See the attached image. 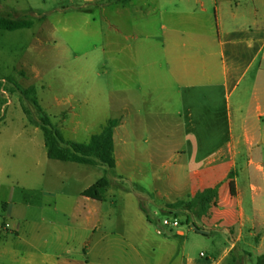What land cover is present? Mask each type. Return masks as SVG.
I'll return each instance as SVG.
<instances>
[{"label":"rangeland","instance_id":"1","mask_svg":"<svg viewBox=\"0 0 264 264\" xmlns=\"http://www.w3.org/2000/svg\"><path fill=\"white\" fill-rule=\"evenodd\" d=\"M123 1L0 0L1 17L34 23L31 29H0V264H168L161 250L169 245L155 229L150 233L137 222L139 196L161 221L175 216L183 224L177 229L186 232L185 238L172 233L177 234V264L184 262V244L198 260L201 253L209 257L220 248L190 230L195 212L159 210L140 191L158 168L152 167L151 156H165L166 171L159 165L165 178L175 168L169 164L172 150H181V108L177 98L159 96L160 84L130 69L136 68L137 57L166 63L156 51L142 56L137 48L163 45L174 20L202 13L201 8L191 0H134L127 8ZM207 12L213 13L211 6ZM137 89L145 96H126ZM130 97L137 108H127ZM43 116L66 141L77 143H88L111 120L126 123L127 139L124 129L116 133L119 168L50 160ZM127 175L136 178V186ZM103 178L110 182L106 202L80 196ZM87 216L100 220L95 233L81 224ZM161 228L171 233L163 223Z\"/></svg>","mask_w":264,"mask_h":264},{"label":"crops","instance_id":"2","mask_svg":"<svg viewBox=\"0 0 264 264\" xmlns=\"http://www.w3.org/2000/svg\"><path fill=\"white\" fill-rule=\"evenodd\" d=\"M191 1L200 6L202 13L174 20L166 31L163 45L137 48L142 56L156 51L166 63H147L144 57L143 61L137 57L136 68H130L141 70L138 71L141 76L148 75L151 84H160L159 96L177 98L181 108L177 113L181 150H172L173 164H169L175 168L165 178L159 169L162 164L166 171L165 156H159L160 153L151 156L152 167L158 168L143 180L140 191L159 210L177 202H194L193 212L197 216L192 224L207 234L196 232L192 225L190 230L210 239L212 245L220 246L214 247L209 257L201 253L202 259L198 260L186 253L184 244L183 264H225L228 259L231 264H259V258L264 257V0ZM133 2L124 0L122 6L127 8ZM208 6L213 13L208 14ZM138 90H129L126 96H145ZM127 108H137L134 97L127 99ZM118 128L124 129L126 139L130 131L126 123L114 130L115 169L120 166ZM176 131L172 134H177ZM129 146L126 140L127 163L131 155ZM125 177L137 185L133 175ZM231 183H234L235 195L231 192ZM88 188L80 192L82 198L106 202V195L103 202L84 197L83 192ZM209 191L215 196L203 208L204 194ZM134 214L148 232L155 229L164 241L162 244L169 245L161 250V256L168 264H177L175 239L177 234L185 238L186 232L166 227L171 232L166 234L158 212L148 211L147 215L139 203ZM99 222L87 216L81 224L95 233ZM175 230L177 234L173 236ZM87 249L88 243L84 252Z\"/></svg>","mask_w":264,"mask_h":264},{"label":"trees","instance_id":"3","mask_svg":"<svg viewBox=\"0 0 264 264\" xmlns=\"http://www.w3.org/2000/svg\"><path fill=\"white\" fill-rule=\"evenodd\" d=\"M34 26L32 21L17 20L10 17L0 16V29L5 31H17L22 29H31ZM35 92V89H31ZM36 105L37 100L34 99ZM120 124V121L115 119L111 120L101 131V133L91 137L88 143H77L72 141H66L63 134L59 130L53 128V124L49 117L43 116L42 129L45 133V146L47 149L48 157L51 160L75 163L79 165H96L101 163L106 165L110 169H115L117 161L115 157V142H114V130ZM110 186V182L103 178L93 186L83 192V196L96 200L105 201V195ZM231 192L235 195L234 183H231ZM215 196L212 192H206L202 202V207L206 208L211 199ZM140 207L145 214L148 215L146 206L144 205V199L139 196ZM172 209L170 213H178L182 211L194 210V202H177L176 204L169 205ZM177 210V212H173ZM259 264L264 263V257L259 258Z\"/></svg>","mask_w":264,"mask_h":264},{"label":"built area","instance_id":"4","mask_svg":"<svg viewBox=\"0 0 264 264\" xmlns=\"http://www.w3.org/2000/svg\"><path fill=\"white\" fill-rule=\"evenodd\" d=\"M162 223L165 227L169 228H180L182 226L180 220L175 216L165 217Z\"/></svg>","mask_w":264,"mask_h":264},{"label":"water","instance_id":"5","mask_svg":"<svg viewBox=\"0 0 264 264\" xmlns=\"http://www.w3.org/2000/svg\"><path fill=\"white\" fill-rule=\"evenodd\" d=\"M192 228H193L196 232H198V233H200V234H207L206 231H204V230H202V229L196 227L195 224H192Z\"/></svg>","mask_w":264,"mask_h":264}]
</instances>
